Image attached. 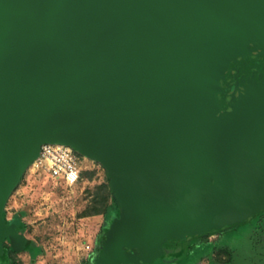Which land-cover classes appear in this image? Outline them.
Returning a JSON list of instances; mask_svg holds the SVG:
<instances>
[{
    "label": "water",
    "instance_id": "95a60500",
    "mask_svg": "<svg viewBox=\"0 0 264 264\" xmlns=\"http://www.w3.org/2000/svg\"><path fill=\"white\" fill-rule=\"evenodd\" d=\"M44 142L106 166L119 215L102 255L126 264L252 217L264 0H0V247L27 243L3 208Z\"/></svg>",
    "mask_w": 264,
    "mask_h": 264
},
{
    "label": "rangeland",
    "instance_id": "374dc122",
    "mask_svg": "<svg viewBox=\"0 0 264 264\" xmlns=\"http://www.w3.org/2000/svg\"><path fill=\"white\" fill-rule=\"evenodd\" d=\"M80 161L82 175L72 186L45 171L33 172L30 165L23 172L5 202L3 219L27 243L16 248L6 237L0 264H126L121 249L102 255L106 233L119 215L110 174L93 157L82 155ZM162 249L168 261L159 256L153 264H264V209L222 229L169 238Z\"/></svg>",
    "mask_w": 264,
    "mask_h": 264
},
{
    "label": "built area",
    "instance_id": "2783aa9c",
    "mask_svg": "<svg viewBox=\"0 0 264 264\" xmlns=\"http://www.w3.org/2000/svg\"><path fill=\"white\" fill-rule=\"evenodd\" d=\"M82 155L84 154L69 144L44 142L29 168L33 172L45 171L57 183L72 186L82 175Z\"/></svg>",
    "mask_w": 264,
    "mask_h": 264
},
{
    "label": "trees",
    "instance_id": "16d2710c",
    "mask_svg": "<svg viewBox=\"0 0 264 264\" xmlns=\"http://www.w3.org/2000/svg\"><path fill=\"white\" fill-rule=\"evenodd\" d=\"M103 187L105 188L106 185H103ZM104 188H103V189H104ZM105 189H106V188H105ZM105 189H104V191H106ZM108 198H109V197H108V195H106V194H105V195H101V200L103 201L104 205L107 204V200H108ZM16 229H17V228H16ZM221 229H222V228H221ZM204 235H206V233L203 234V236H204ZM2 251H3V250H2ZM2 251H1V249H0V253H2ZM3 253H4V252H3ZM0 256H1V254H0Z\"/></svg>",
    "mask_w": 264,
    "mask_h": 264
},
{
    "label": "flooded vegetation",
    "instance_id": "af4514ba",
    "mask_svg": "<svg viewBox=\"0 0 264 264\" xmlns=\"http://www.w3.org/2000/svg\"><path fill=\"white\" fill-rule=\"evenodd\" d=\"M134 252L136 251L137 252V250H133Z\"/></svg>",
    "mask_w": 264,
    "mask_h": 264
}]
</instances>
